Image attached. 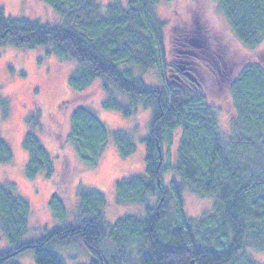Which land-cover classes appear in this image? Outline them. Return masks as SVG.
<instances>
[{
  "label": "trees",
  "instance_id": "16d2710c",
  "mask_svg": "<svg viewBox=\"0 0 264 264\" xmlns=\"http://www.w3.org/2000/svg\"><path fill=\"white\" fill-rule=\"evenodd\" d=\"M40 1L50 9V24L10 18L0 7V46L75 61L69 88L79 94L100 79L105 109L125 116L140 106L151 109L149 131L141 139L145 175L114 181L115 201L138 204L143 215L124 214L107 224L105 196L94 188H79L69 211L61 196L64 185L54 178L53 159L36 134L41 113L34 107L24 117V175L34 180L42 173L56 186L48 200L54 225L23 241L30 203L14 182L0 183V230L10 247L0 251V264H18L15 257L26 251L32 252L35 264H65L54 247L75 241L90 254L86 264H261L247 251L264 252V64L221 56L226 65L222 85L211 87L196 73L186 76L167 62V27L157 15L160 0H110L104 8L97 0ZM213 1L233 38L246 49L257 48L264 40V0ZM191 27L180 34L192 40L178 59L202 69V62H216L215 55L196 46L201 32ZM135 69H155L162 78L172 71L175 78L172 84L151 86ZM220 94L230 105L227 136L219 130L214 103ZM9 108V99L0 94L1 119ZM69 121L66 138L82 169L98 165L109 137L121 159L136 150L131 132L109 131L88 107L75 106ZM178 130L172 162L170 149ZM56 138L63 149L65 138ZM12 157L0 128V165ZM168 173L179 181L164 185L162 176ZM185 189L199 197L212 196L211 210L189 218L183 206ZM105 240L112 242V251L104 247Z\"/></svg>",
  "mask_w": 264,
  "mask_h": 264
},
{
  "label": "rangeland",
  "instance_id": "374dc122",
  "mask_svg": "<svg viewBox=\"0 0 264 264\" xmlns=\"http://www.w3.org/2000/svg\"><path fill=\"white\" fill-rule=\"evenodd\" d=\"M97 1L104 8L110 0ZM122 4H126V0H122ZM0 7L10 18L38 20L42 24L52 22L50 9L40 0H0ZM157 15L167 27L165 46L167 62L176 65L175 67L186 76L192 77V73H196L211 87L215 85L219 87V84L222 85L223 66H226L221 60L222 57L234 61H240L242 58L256 60L264 64V40L254 50L242 47L228 32L226 22L213 0H160ZM192 25L201 32L200 38L196 37L197 40H194L197 41L196 46L207 49L209 56L215 55L216 62L208 61L205 64L202 62L200 64L202 69L188 67L189 64L183 62L181 58L178 59V54H183L190 46L188 39L192 40L189 35L180 34L191 29ZM74 67L73 60L62 61L53 54L38 52L36 49L0 46V94L7 97L10 103L6 118L1 119L0 112V128L13 154L9 164L0 165V183L5 180L14 182L18 192L30 203L28 227L22 236L23 241L36 238L53 227L48 200L51 194L57 191L56 186L42 173L34 180H28L24 175L27 156L21 142L28 130L24 117L34 107L40 109L41 113L40 126L36 134L53 159L54 178L64 185L61 196L69 211L75 206V195L79 188H94L105 196L104 220L107 224H112L124 214L143 215L142 206L134 203L119 204L115 201L114 181L128 175H145V148L141 139L148 134L151 109L140 106L132 115L125 116L120 111L103 108L101 101L104 91L100 86V79H96L82 93H74L67 83ZM135 72L151 86L172 84L175 78L172 71L165 72L163 78L155 69L144 73L139 70ZM220 97L221 99H214V103L219 107L218 126L221 133L227 136L231 134L230 105L226 96L220 94ZM77 105L90 108L109 131L122 129L131 132L136 142L135 152L121 159L113 139L109 137L98 165L94 169L80 168L73 145L66 138L70 131L69 116ZM56 137L65 138L62 141L63 149L57 143ZM178 137L179 130L174 135V144L170 149L169 159L172 162ZM164 158L166 159L165 154ZM162 180L164 185L170 180L179 181L174 173L164 174ZM213 201L212 196L199 197L188 189L183 191L184 212L189 218L210 211ZM103 245L106 250L112 251V242L105 240ZM8 248H10L8 242L0 230V251ZM54 248L63 257L65 264H86L90 259V254L78 241L70 245L56 244ZM247 252L254 260L264 264V252L254 250ZM15 262L35 264L30 251L18 254Z\"/></svg>",
  "mask_w": 264,
  "mask_h": 264
}]
</instances>
